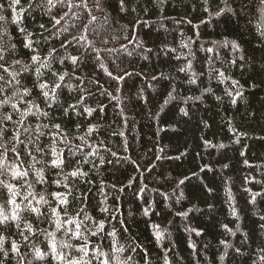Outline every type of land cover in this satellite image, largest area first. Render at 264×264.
<instances>
[{
	"label": "trees",
	"instance_id": "obj_1",
	"mask_svg": "<svg viewBox=\"0 0 264 264\" xmlns=\"http://www.w3.org/2000/svg\"><path fill=\"white\" fill-rule=\"evenodd\" d=\"M0 17V264H264L261 0H0Z\"/></svg>",
	"mask_w": 264,
	"mask_h": 264
},
{
	"label": "snow or ice",
	"instance_id": "obj_2",
	"mask_svg": "<svg viewBox=\"0 0 264 264\" xmlns=\"http://www.w3.org/2000/svg\"><path fill=\"white\" fill-rule=\"evenodd\" d=\"M14 2L18 4L19 3V0H14ZM51 2H52V0H49V3H51ZM60 2L61 3H64L65 0H60ZM225 2H226V0H225ZM261 3H264V0H261ZM87 4H88V0H80V3H78V4L73 3L72 0H67V7L69 9H72V8H80V7L87 8ZM124 4H125V0H121V8L122 9L124 7ZM95 6H96L97 10H102L103 9V0H95ZM228 10L229 11H232V9H230V8ZM222 11L223 10H221V12ZM221 12H218L217 15H220ZM65 15H67V13ZM89 15H91V12L90 11H89ZM0 19H2V17H0ZM95 19H96V17L93 16L92 17V21L94 22ZM59 23H60V20H56V24H59ZM262 35H264V33H262ZM73 39L76 40L77 43H79L81 40L87 42V36H82L80 38H75L74 37ZM231 46L233 48H236V49L239 48V46L235 42H231ZM4 58H5L4 57V49L0 48V61H3ZM79 59H80L79 57L73 56V57H71V63L73 65H75V64H77L79 62ZM32 60L33 61H37L38 60V56L33 55L32 56ZM16 63L19 64L20 61H17ZM0 69L3 70V73H8V68H5L2 63H0ZM25 70H26V66H22L20 69H17V73L16 74L18 75L20 72H23ZM221 75H223V73H221ZM109 76H111L112 79H115V80L123 79V77L112 76V74L110 72H109ZM12 79H15V75L12 76ZM59 79H60V81H63L64 80V76L61 75L59 77ZM10 82H11L10 80L5 79V76L3 74H0V92H4L6 90V88H7V85ZM17 83H19V81H17ZM60 86H61L60 84H55L54 85V87H56V88H59ZM47 87H48V85H46V84H41L40 85V88L42 90V94H43V96L46 99L49 97V92L48 91H44V89H46ZM25 93H27V90H25ZM12 99H13L12 97H8L6 99L0 100V108H3L5 106L10 105L13 109H15L16 108V105H15V103H12ZM166 103H167V101H166ZM28 114L31 115V113H28ZM21 116L23 118L25 116V114L24 113H21ZM11 119H12L11 115H4L3 116V119L0 120V140H3L4 139L5 133L7 131V129L4 127V124L7 121L11 120ZM20 123H21L22 127H24L25 130H27L26 125H23V119L20 121ZM56 127L59 128L58 125ZM12 140L15 141V142H17V143H23V141L19 140V137L18 136H13L12 137ZM7 144H8V141L5 140L4 145H3V148L0 149V155H3V150H6L7 149ZM221 147H223V145H221ZM12 151L13 152H17V149L15 147H13ZM38 151H39V149H38ZM17 154H18V152H17ZM52 163H53L54 166H57V167L59 166L58 162L55 161V160L52 161ZM20 175L26 176L27 173L26 172L25 173H19V172L13 171V178H16L17 176H20ZM72 175H76V173H72ZM42 180H43V178L41 177L39 182H42ZM0 183H3V181H0ZM6 187H8V186L6 185ZM9 190L11 191V188H9ZM12 195L14 196V195H16V193L13 192ZM25 199H27V197H25ZM40 200L41 201H44V197L41 196L40 197ZM44 202L47 203V201H44ZM61 202L63 203L64 201L61 200ZM7 204L15 205V200L9 198L8 200L5 201V205H7ZM5 205H0V217H2V219H0V224H3L5 221H9L11 219L10 216L8 215L7 211H6ZM18 207L19 206L17 205L13 209V215L17 219H19V212L16 210V209H18ZM31 211L34 212V213H39L40 212V209L39 208H31ZM234 212H235V209H234ZM261 219H264V217H261ZM17 227H19V224H17ZM28 231H31V226L30 225L28 227ZM93 234H95V233H93ZM12 247L15 249L16 248V245L13 244ZM64 247H68V245H64ZM0 251H3V240H2V238H0ZM17 251H18V249H17ZM78 251L84 252L85 249L81 248ZM52 252H53V258L54 259H57V258L60 259V260H64L65 259V257L61 253L56 252L55 245L52 246ZM5 255H7V253H5ZM36 256L39 259H44V255L41 254L39 251H37ZM223 259H224V257L222 256L221 257V260H223ZM68 264H90V259L87 260V261L84 260L83 258L75 259V260L69 259L68 260ZM102 264H109V261L108 260H104V261H102Z\"/></svg>",
	"mask_w": 264,
	"mask_h": 264
},
{
	"label": "rangeland",
	"instance_id": "obj_3",
	"mask_svg": "<svg viewBox=\"0 0 264 264\" xmlns=\"http://www.w3.org/2000/svg\"><path fill=\"white\" fill-rule=\"evenodd\" d=\"M102 22H103V20H101ZM80 44V46H82V48H84L85 49V43L83 44V42H80L79 43ZM134 48V50H132V51H135L137 48L136 47H133ZM126 53V55L127 56H131V52H125ZM1 219H2V217H0ZM10 218H11V220L13 219L12 218V216L10 215ZM68 225L67 224H65V227H67Z\"/></svg>",
	"mask_w": 264,
	"mask_h": 264
}]
</instances>
